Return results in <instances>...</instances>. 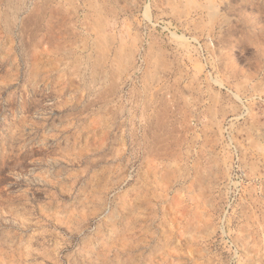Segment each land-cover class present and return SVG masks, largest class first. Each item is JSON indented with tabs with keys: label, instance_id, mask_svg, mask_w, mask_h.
Here are the masks:
<instances>
[{
	"label": "rangeland",
	"instance_id": "rangeland-1",
	"mask_svg": "<svg viewBox=\"0 0 264 264\" xmlns=\"http://www.w3.org/2000/svg\"><path fill=\"white\" fill-rule=\"evenodd\" d=\"M0 264H264V0H0Z\"/></svg>",
	"mask_w": 264,
	"mask_h": 264
}]
</instances>
